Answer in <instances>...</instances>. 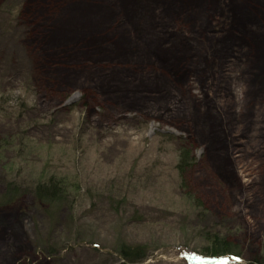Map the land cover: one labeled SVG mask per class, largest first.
Wrapping results in <instances>:
<instances>
[{
	"label": "rangeland",
	"instance_id": "1",
	"mask_svg": "<svg viewBox=\"0 0 264 264\" xmlns=\"http://www.w3.org/2000/svg\"><path fill=\"white\" fill-rule=\"evenodd\" d=\"M52 175L70 204L35 198ZM215 234L242 257L200 254ZM122 242L264 264V0H0V264H121Z\"/></svg>",
	"mask_w": 264,
	"mask_h": 264
},
{
	"label": "trees",
	"instance_id": "2",
	"mask_svg": "<svg viewBox=\"0 0 264 264\" xmlns=\"http://www.w3.org/2000/svg\"><path fill=\"white\" fill-rule=\"evenodd\" d=\"M196 162V156L191 150L186 145L181 147L179 162L177 164V169L180 174H185V172L191 169ZM75 183L76 182H73L66 177L52 175L46 181H39L33 189V194L42 204L63 207L64 205L70 204L79 193V188ZM18 191V187L15 184H9L7 187V195L4 196L5 198L3 201L6 203L13 202ZM115 251L122 259L121 264H143L149 256V251L143 244L131 245L122 242ZM199 253L210 257L224 255H233L239 258L242 257L240 252L234 250L231 244H228L226 240L220 238L217 234L211 237L209 245L204 251H202V253Z\"/></svg>",
	"mask_w": 264,
	"mask_h": 264
},
{
	"label": "bare ground",
	"instance_id": "3",
	"mask_svg": "<svg viewBox=\"0 0 264 264\" xmlns=\"http://www.w3.org/2000/svg\"><path fill=\"white\" fill-rule=\"evenodd\" d=\"M199 259H200V260H203V261H206V260H207V259L204 258V257H200Z\"/></svg>",
	"mask_w": 264,
	"mask_h": 264
},
{
	"label": "water",
	"instance_id": "4",
	"mask_svg": "<svg viewBox=\"0 0 264 264\" xmlns=\"http://www.w3.org/2000/svg\"><path fill=\"white\" fill-rule=\"evenodd\" d=\"M210 261H213V259H210Z\"/></svg>",
	"mask_w": 264,
	"mask_h": 264
}]
</instances>
